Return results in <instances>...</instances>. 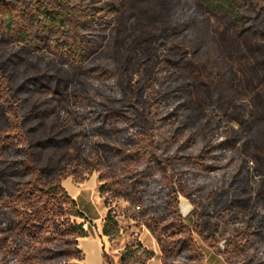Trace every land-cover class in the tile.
Wrapping results in <instances>:
<instances>
[{
	"label": "rangeland",
	"instance_id": "374dc122",
	"mask_svg": "<svg viewBox=\"0 0 264 264\" xmlns=\"http://www.w3.org/2000/svg\"><path fill=\"white\" fill-rule=\"evenodd\" d=\"M62 5L76 14L70 20L79 23L72 26L84 37V60L60 49L73 40L71 27H28L37 21L35 4L2 0L0 7L14 9L18 17L15 36L0 31V71L13 89L38 76L67 83L63 96L40 90L19 96L25 127L36 166L47 172L43 183L64 178L69 194L83 191L78 203L87 221L72 219L99 241L105 264H121L118 256L128 245L137 248L134 264L164 260L157 235L137 210L138 198L120 183L125 169L139 165L133 154L140 143L124 142L125 134H115L114 125L101 130L100 120L84 119L85 105L91 103L126 112L122 127L153 135L163 165L147 171L146 193L157 186L155 177L174 187L179 215L206 264H227L218 255L223 253L238 261L234 264H264V233L240 234L249 223L264 224V0H169L168 7L160 0H63ZM237 11L250 20L238 22L232 15ZM23 30L31 31L33 46L16 41ZM100 66L110 73L107 85L89 71ZM6 118L0 102V125ZM49 138L57 144L36 145ZM180 152L191 168L179 166L187 163L176 160ZM15 159L24 157L0 156L1 187L25 181L19 166L9 168ZM13 170L16 177L10 176ZM108 191L117 197L110 204L120 230L112 239L103 234ZM19 209L22 215L30 211L22 204ZM0 244V260L6 252L18 263L28 257L27 246ZM85 254L86 264L100 261L95 243L86 245Z\"/></svg>",
	"mask_w": 264,
	"mask_h": 264
},
{
	"label": "trees",
	"instance_id": "16d2710c",
	"mask_svg": "<svg viewBox=\"0 0 264 264\" xmlns=\"http://www.w3.org/2000/svg\"><path fill=\"white\" fill-rule=\"evenodd\" d=\"M62 1L31 0L35 4V11L32 17L38 23L37 21L30 23L28 27L33 25L37 27L36 30L44 28L48 31L71 27V33H74L73 40L59 45L60 49H62V53L73 56L75 60H84L82 47L84 37L76 28L77 26H72L79 23L72 24L70 20L76 14L66 11L64 8L61 9V6H63ZM160 1L164 7H168L169 0ZM49 5H53L54 8L50 9ZM3 9L0 7V31L6 36H15L12 34L18 14H16L14 9ZM26 15L27 13L23 14L24 21ZM232 15L241 24L250 20L242 11H237L232 13ZM41 19L46 24L41 23ZM81 26L91 27L88 24H82ZM31 36V31L23 30L16 35L15 39L33 46L35 42ZM138 57L143 58V56L140 57L139 52H137ZM89 71L94 78L104 80L106 82L105 85L109 83L108 80L110 78L108 75L110 73L102 66L91 68ZM33 90L46 91L56 96H63L67 90V83L63 79L53 76L49 78L38 76L28 79L18 89H13L9 84L8 78L2 75L0 71V102L3 105V113L7 116L6 123L0 125V156H8L11 152L14 153V157L23 156L24 159L12 161L9 164V168L14 169L19 166V173L26 178L25 181L4 184L6 188L0 186V240L5 243L6 241L13 242L17 248L27 246L28 254L25 260L22 259L18 263L12 260L6 252L4 258L0 260V264H40L39 262H44L45 264H69L71 259L83 258V251L79 247V239L89 236L84 228V223H77L72 218L75 217L87 221V217L80 209L76 199L62 185L64 178L51 185L43 183L42 177L46 176L47 172L44 169L45 167L38 168L36 166L33 152L34 145L30 142L25 127L26 116L22 111L23 100L19 97L21 94ZM109 100L114 103L117 102L116 100L107 99V101ZM85 107L87 108L86 114L83 116L84 119L100 120L101 130L114 125L112 130L115 134H125L123 136V138L126 137L124 142L130 140L137 141V144L140 143L135 155L133 154L134 161L139 165L134 170L125 169L120 176V183L125 188L124 191L138 198L136 202L137 210L142 212L146 223L157 235L164 264H206L203 255L198 252L192 242L193 232L179 215L178 199L176 190L173 189L174 187L165 184L161 177H155L157 186L153 188L152 194L146 193L147 187L150 186V181L146 177L147 171L153 169L155 165L158 168L163 165L157 158V147L155 146L153 135H150L145 129L133 130L129 126L126 128L122 127L121 118H128L126 112L112 111L104 104L98 103L96 107L92 103L86 104ZM130 121L131 123L135 122L134 119H130ZM219 131L220 127H217L214 132L218 133ZM56 144L57 141L54 138H49L38 142L36 145L46 148ZM12 145H16V147L13 148ZM185 148L186 146H183L181 149L185 150ZM175 158L181 162L187 160V163L180 164V167H192V163L186 157H183L181 152L179 155H175ZM184 170L183 172L186 174ZM10 176L16 177L17 173L13 170ZM12 183L13 185L10 187L9 185ZM104 196L108 212L104 220L103 234L112 239L118 236L120 231L117 213L110 204V200L112 201L117 197L114 192L110 191L106 192ZM21 204L22 206L27 205L30 209L29 213L24 214L25 216L19 213V205ZM57 208H60V210L57 211ZM163 222H168L169 227H162ZM263 233V223L255 225L249 223L240 231V234L247 236L253 234L261 235ZM0 248L3 249L4 246ZM0 251L2 250L0 249ZM136 252L137 248L128 245L121 255V264H134L132 258ZM105 256L107 255L105 254ZM222 256L228 264L238 263V261H235L236 259H231L225 253ZM56 260L57 263H53Z\"/></svg>",
	"mask_w": 264,
	"mask_h": 264
},
{
	"label": "crops",
	"instance_id": "0c3cea01",
	"mask_svg": "<svg viewBox=\"0 0 264 264\" xmlns=\"http://www.w3.org/2000/svg\"><path fill=\"white\" fill-rule=\"evenodd\" d=\"M82 194H83V191H77L75 194H73V195H71L73 198L74 197H76V201H77V203H78V197H81L82 196ZM78 205H79V207H81V205L78 203ZM81 209V208H80ZM101 228V227H100ZM102 229V228H101ZM99 241L98 240H96V239H94V238H88V237H86V238H81L80 239V245H79V247H80V249L83 251V264H86L87 263V260H86V254H85V249H86V245L87 244H90V243H95L96 244V246H97V248H98V252H99V256H100V261L98 262V264H105V262H104V258H101V251H100V248H99V243H98ZM218 255H220V256H222L221 254H218ZM119 257V261H121V257L120 256H118ZM222 258H223V260L225 261V259H224V257L222 256ZM226 262V261H225ZM206 263V262H205ZM227 263V262H226ZM228 264V263H227Z\"/></svg>",
	"mask_w": 264,
	"mask_h": 264
},
{
	"label": "bare ground",
	"instance_id": "6f19581e",
	"mask_svg": "<svg viewBox=\"0 0 264 264\" xmlns=\"http://www.w3.org/2000/svg\"><path fill=\"white\" fill-rule=\"evenodd\" d=\"M188 210V209H187Z\"/></svg>",
	"mask_w": 264,
	"mask_h": 264
},
{
	"label": "water",
	"instance_id": "95a60500",
	"mask_svg": "<svg viewBox=\"0 0 264 264\" xmlns=\"http://www.w3.org/2000/svg\"><path fill=\"white\" fill-rule=\"evenodd\" d=\"M187 210V209H186Z\"/></svg>",
	"mask_w": 264,
	"mask_h": 264
}]
</instances>
